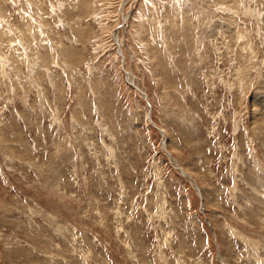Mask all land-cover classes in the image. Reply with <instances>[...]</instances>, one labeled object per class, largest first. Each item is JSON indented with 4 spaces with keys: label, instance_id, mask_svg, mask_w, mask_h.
I'll list each match as a JSON object with an SVG mask.
<instances>
[{
    "label": "rangeland",
    "instance_id": "1",
    "mask_svg": "<svg viewBox=\"0 0 264 264\" xmlns=\"http://www.w3.org/2000/svg\"><path fill=\"white\" fill-rule=\"evenodd\" d=\"M0 264H264V0H0Z\"/></svg>",
    "mask_w": 264,
    "mask_h": 264
},
{
    "label": "bare ground",
    "instance_id": "2",
    "mask_svg": "<svg viewBox=\"0 0 264 264\" xmlns=\"http://www.w3.org/2000/svg\"><path fill=\"white\" fill-rule=\"evenodd\" d=\"M114 38H115V40L116 41H118V38H117V34L114 32ZM119 53H120V51H118ZM130 80V79H129ZM174 161V160H173ZM172 161V162H173ZM173 164H176L175 162H173ZM183 173H185V172H183ZM185 175H186V177H188V178H190V180L192 181L193 180V178L188 174V173H185ZM192 178V179H191ZM193 182V181H192ZM197 187V186H196ZM197 189V191H198V188H196Z\"/></svg>",
    "mask_w": 264,
    "mask_h": 264
}]
</instances>
